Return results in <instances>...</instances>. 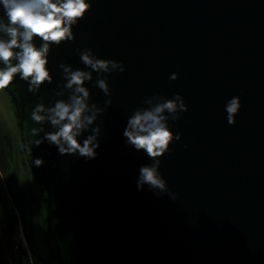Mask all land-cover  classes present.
<instances>
[{
	"label": "water",
	"instance_id": "95a60500",
	"mask_svg": "<svg viewBox=\"0 0 264 264\" xmlns=\"http://www.w3.org/2000/svg\"><path fill=\"white\" fill-rule=\"evenodd\" d=\"M89 2L73 38L49 45L50 80L17 74L0 90V175L32 263L264 264V0ZM85 50L117 66L95 71ZM77 70L91 75L77 139L94 137V158L46 138L62 126L50 110L83 96L67 86ZM177 94L187 110L163 114L174 138L149 157L124 135L129 120ZM145 166H157L163 190L139 186Z\"/></svg>",
	"mask_w": 264,
	"mask_h": 264
},
{
	"label": "clouds",
	"instance_id": "9594fccd",
	"mask_svg": "<svg viewBox=\"0 0 264 264\" xmlns=\"http://www.w3.org/2000/svg\"><path fill=\"white\" fill-rule=\"evenodd\" d=\"M7 23L0 18V31L7 34L8 40L0 39V61L5 67L0 68V90L7 89L20 74V78L28 81L30 85L39 86L46 80H50V73L47 69L50 44H59L73 38L72 27L84 18L90 10L89 0H0ZM22 30V31H21ZM34 37H39L44 43L38 48L32 41ZM20 49V51H14ZM13 60L18 63L13 64ZM81 60L85 65L90 66L95 71L108 70L109 64L116 67L115 62L101 59L93 60L90 50L81 53ZM65 71H69L65 69ZM173 73L170 79H176ZM85 79H91L89 73L83 71L70 72L68 87L76 85V91L83 93L82 97H73L72 104L59 102L50 111L53 113L49 119L53 125H61L59 131L49 133L47 140L58 146L61 154L78 152L83 157L94 158L95 148L99 145H92L94 137H89L83 144L77 139L81 130L85 127L81 117L86 108L84 98L89 93L82 87ZM98 86L107 93L108 89L103 80L98 82ZM30 90H34L30 87ZM180 101L177 105L176 101ZM187 110L183 99L179 94L175 99L152 108L151 110L138 111L130 118L128 127L124 132L128 142L137 150H144L149 157L161 156L170 146L174 136L166 124L168 117L163 115L166 111L174 114L177 108ZM240 108L239 98H233L226 106L228 122L234 123V116ZM44 111L43 105L38 106L32 113L31 118L36 122H41L44 117L40 113ZM179 117L172 115V119ZM88 123L92 122L87 118ZM67 121V123H62ZM36 129H33L35 133ZM175 139H180L179 135ZM37 145L41 141L36 142ZM67 145V147H65ZM26 147V145H21ZM29 152L31 149H28ZM41 160H35V164L40 166ZM158 166V162H157ZM157 166H145L140 169L139 186L148 184L152 188L163 190L164 181L157 173Z\"/></svg>",
	"mask_w": 264,
	"mask_h": 264
},
{
	"label": "trees",
	"instance_id": "16d2710c",
	"mask_svg": "<svg viewBox=\"0 0 264 264\" xmlns=\"http://www.w3.org/2000/svg\"><path fill=\"white\" fill-rule=\"evenodd\" d=\"M0 264H33L21 237L17 213L0 175Z\"/></svg>",
	"mask_w": 264,
	"mask_h": 264
},
{
	"label": "rangeland",
	"instance_id": "374dc122",
	"mask_svg": "<svg viewBox=\"0 0 264 264\" xmlns=\"http://www.w3.org/2000/svg\"><path fill=\"white\" fill-rule=\"evenodd\" d=\"M16 213H17V212H16ZM20 232H21V229H20ZM21 237H22V239H23L22 233H21Z\"/></svg>",
	"mask_w": 264,
	"mask_h": 264
},
{
	"label": "bare ground",
	"instance_id": "6f19581e",
	"mask_svg": "<svg viewBox=\"0 0 264 264\" xmlns=\"http://www.w3.org/2000/svg\"><path fill=\"white\" fill-rule=\"evenodd\" d=\"M20 229H21V226H20ZM23 236V235H22ZM23 242H24V239H23Z\"/></svg>",
	"mask_w": 264,
	"mask_h": 264
}]
</instances>
